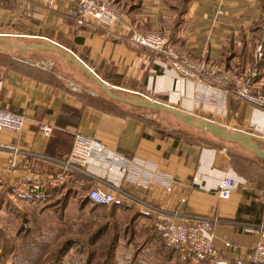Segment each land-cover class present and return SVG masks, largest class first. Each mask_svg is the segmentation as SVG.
Here are the masks:
<instances>
[{"label": "crops", "instance_id": "obj_1", "mask_svg": "<svg viewBox=\"0 0 264 264\" xmlns=\"http://www.w3.org/2000/svg\"><path fill=\"white\" fill-rule=\"evenodd\" d=\"M113 1L124 15L104 25L92 18L78 23L70 13L72 0H54L51 5L3 0L0 106L22 114L25 124L17 138L0 132V142L14 141L18 149L16 165L8 168L10 151L0 147L1 185L33 186L31 180L39 179L46 185L40 196L47 197L41 199L69 197L56 215L65 225L60 234L76 230L101 234L107 229L133 233V228L153 218L155 210L176 211L187 220L202 215L212 221V243L219 257L201 264H264L249 260L257 236L244 231L264 225V158L241 140L220 137L169 110L142 103L156 102L195 123L242 133L263 152L264 109L213 85L197 87L175 73L161 54L130 39L134 31L165 32L179 53L196 62L231 72L245 70L261 46L253 49L251 31L261 12L258 0H191L184 14L178 13L179 0ZM253 89L264 91V64ZM130 107L168 112L212 138L204 142L161 132L141 123ZM36 123L51 125L50 135L40 132ZM74 132L125 157L130 176L148 175L153 182L144 187L119 170L95 165L85 172L64 173L52 159L68 154ZM225 176L236 181L228 199L216 191ZM96 187L113 192L116 202L104 205L87 199L88 190ZM72 204L77 211L70 210ZM101 207L111 212L109 221L98 210ZM122 211L129 215L125 218Z\"/></svg>", "mask_w": 264, "mask_h": 264}, {"label": "built area", "instance_id": "obj_2", "mask_svg": "<svg viewBox=\"0 0 264 264\" xmlns=\"http://www.w3.org/2000/svg\"><path fill=\"white\" fill-rule=\"evenodd\" d=\"M32 1L51 5L54 0ZM72 1L73 7L70 13L78 23H84L86 19L92 18L98 23L110 25L120 20L124 15L113 0ZM2 3L3 0H0V5ZM130 39L137 45L161 54L175 73L192 80L197 87L213 85L220 88L223 93L230 92L242 102L264 109V93L253 89L254 79L257 76V70L254 67L231 72L213 65L196 62L179 53L165 32L134 31ZM260 56H262L261 46H258L256 57ZM198 90L200 89L197 88ZM206 100V98L203 99V102L207 103ZM24 121L25 117L22 114L0 106V132H11L17 138L24 130ZM35 126L45 135H50L52 131V126L46 123H36ZM0 147L10 151L6 166L8 168L14 167L17 163L18 153L15 142H0ZM52 162L64 173L85 172L87 166L95 165L105 168L107 171L119 170L123 173L124 178L144 187L153 182L151 176L148 175L130 176L127 174L128 162L125 157L109 150L103 143L94 138L78 132H74L68 154L58 159L54 158ZM139 166L142 167L141 164ZM168 179L170 180V177ZM196 180L194 177L193 181ZM33 186L34 188L38 187L37 185ZM235 186V179L232 176H225L216 185L217 194L220 198L228 199ZM86 195L91 201L106 205L113 204L117 199L113 192L100 187L89 189ZM152 219L155 229L164 242L179 254L178 257L171 259L173 262L178 259L183 264H198L219 257V251L212 243V221L209 218L195 215L187 220L176 211L155 210ZM244 231L257 236L250 246L249 260L264 261V225L245 227Z\"/></svg>", "mask_w": 264, "mask_h": 264}, {"label": "rangeland", "instance_id": "obj_3", "mask_svg": "<svg viewBox=\"0 0 264 264\" xmlns=\"http://www.w3.org/2000/svg\"><path fill=\"white\" fill-rule=\"evenodd\" d=\"M258 3L264 11V0H258ZM261 53L263 55L262 47ZM249 64L258 74L255 61ZM260 92L264 93L263 90ZM130 109L141 123L153 126L161 132L204 142L212 138L168 112L147 107ZM241 170H245L243 164ZM31 181L38 187L34 188L26 182L25 187L18 183L1 185L0 182V264H50L57 256H63L62 264H183L178 259L171 261V258L178 257L179 254L164 242L153 225V219H146L139 224L138 229H132L129 224L133 233L115 234L107 229L95 236L82 230L60 234L65 225L61 226L56 216L60 212L55 210L54 203L59 197L35 200L29 194L42 195L46 185L39 179ZM40 191L42 192L38 193ZM70 210L77 211L76 204H72ZM98 210L109 221L111 212L105 207ZM122 214L125 218L129 215L126 211H122ZM147 237H152V240ZM68 239L71 241L66 243L65 240ZM129 242H132L130 246ZM151 243L160 248L150 246Z\"/></svg>", "mask_w": 264, "mask_h": 264}, {"label": "trees", "instance_id": "obj_4", "mask_svg": "<svg viewBox=\"0 0 264 264\" xmlns=\"http://www.w3.org/2000/svg\"><path fill=\"white\" fill-rule=\"evenodd\" d=\"M190 1L191 0H179V7H178V13L179 14H182V13L184 14V11H185V8H186L185 5H187ZM261 8H262V6L260 7V11L261 12H260L259 19L255 23V25L251 28L252 35H253V40H254V42H253V49L255 48V45L256 44H260L261 47L263 48V55L260 56V57H256V59L254 60V61H256L255 62V65H256L255 67L256 68L258 67L257 68L258 70L264 64V11H262L263 8L262 9ZM178 19H179V21H181L180 20L181 19V16ZM44 191H45V189H44ZM69 192L70 191H65L64 194H69ZM29 195H31V197H34L35 200H41L40 197H47L46 194L45 195L43 194V196L37 195L36 193H32V194H29ZM27 197H29V196H27ZM86 197H87V195H86ZM68 198L69 197H66L65 195H64V197L57 198L56 202L54 203V206L56 207L55 210H57V211L60 212V210L63 208V206L66 205ZM87 199H89V198L87 197ZM97 204H101V203H97ZM104 205H106V204H104ZM59 206H60V208H59ZM95 235L96 234H94L93 236H95ZM65 241H67L66 243H69V241H71V240L68 239V240H65ZM66 243H65V245H66ZM65 249H66V246L64 247V250ZM61 257H63V256H61ZM61 257H58L57 256L55 258V260L52 261L53 263L51 262L50 264H62V261H61L62 258Z\"/></svg>", "mask_w": 264, "mask_h": 264}, {"label": "water", "instance_id": "obj_5", "mask_svg": "<svg viewBox=\"0 0 264 264\" xmlns=\"http://www.w3.org/2000/svg\"><path fill=\"white\" fill-rule=\"evenodd\" d=\"M143 106H149V107H155V108H162V109H166V110H169L171 111L173 114H175L176 116H178L179 118H181L182 120L190 123L191 125L197 127V128H200V129H207L209 131H211L212 133L220 136V137H223V138H226V139H233V140H241L246 146H248L249 148H251L254 153L256 155H258L259 157L261 158H264V152L262 150H260L255 144L251 143L249 141V139L247 138L246 135L242 134V133H238V132H232V133H228V132H225L223 131L221 128L211 124V123H204V122H200V123H195L193 122L189 116H187L186 114L180 112L179 110L177 109H174L172 107H169V106H165V105H161L159 103H156V102H151V101H148V102H145V103H142Z\"/></svg>", "mask_w": 264, "mask_h": 264}]
</instances>
